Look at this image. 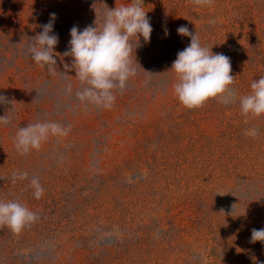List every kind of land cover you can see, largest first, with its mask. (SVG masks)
Returning <instances> with one entry per match:
<instances>
[{"label": "rangeland", "instance_id": "rangeland-1", "mask_svg": "<svg viewBox=\"0 0 264 264\" xmlns=\"http://www.w3.org/2000/svg\"><path fill=\"white\" fill-rule=\"evenodd\" d=\"M128 2L0 0V201L38 217L18 233L0 225V264H264V243L250 242L264 228V115L239 104L264 77V0H143L153 31L139 46L131 38L135 75L110 108L81 102L86 85L64 67L70 29L102 28L108 9ZM50 13L59 36L51 73L29 52ZM182 25L230 57L234 103L179 102L169 70L190 44ZM37 122L70 132L21 154L16 133Z\"/></svg>", "mask_w": 264, "mask_h": 264}, {"label": "clouds", "instance_id": "clouds-1", "mask_svg": "<svg viewBox=\"0 0 264 264\" xmlns=\"http://www.w3.org/2000/svg\"><path fill=\"white\" fill-rule=\"evenodd\" d=\"M198 3L206 0H197ZM143 0H131L126 5L108 9L102 28L89 25L83 29L73 26L70 29L69 48L63 57H71V65L65 64L66 70H74L78 79L86 85L76 96L81 102L94 104L97 107L110 108L115 100L114 89H123L127 81L135 75L130 59L132 55L131 38L138 42L142 37L145 43L150 42L153 31L151 21L143 7ZM56 14H49V22L41 25V32L29 45L31 59L40 67L55 71L57 60L55 48L59 36L55 34ZM177 34L190 38V44L177 53L169 71L174 72L177 83L174 85L179 102L188 109L202 106L206 101L220 98L224 104L234 103L236 93L231 89L235 78L231 73L230 57L222 52L213 53L202 46L196 32L187 25L177 28ZM169 33L165 30V36ZM69 91L71 86L69 85ZM7 98L0 95V104L7 103ZM241 112L247 115H264V77L253 80L251 92L240 97ZM8 116H0V124H7ZM70 126L65 127L57 122H37L20 127L16 133V149L21 154L30 150H39L42 143L52 137H65ZM247 134L255 135L256 130ZM27 172L14 176V179L25 180ZM30 188L35 199L43 196L44 188L39 178L33 176ZM37 215L28 207L17 201H0V225L7 226L14 232L34 223ZM251 243H264V228L251 230Z\"/></svg>", "mask_w": 264, "mask_h": 264}]
</instances>
